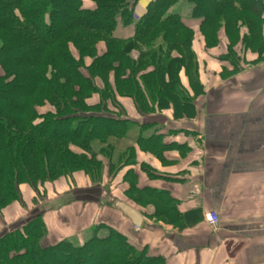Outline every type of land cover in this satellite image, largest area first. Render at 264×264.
I'll list each match as a JSON object with an SVG mask.
<instances>
[{
	"label": "trees",
	"instance_id": "1",
	"mask_svg": "<svg viewBox=\"0 0 264 264\" xmlns=\"http://www.w3.org/2000/svg\"><path fill=\"white\" fill-rule=\"evenodd\" d=\"M84 1L0 0V212L20 200V185L34 188L75 172L96 182L104 170L116 173L133 165L135 149L145 151V140L118 100L132 101L140 116L170 105L175 116L186 115L193 99L179 74L192 57L196 81L193 37H184L192 27L208 48L218 45L223 32L226 61L233 68L241 61L239 48L264 52V0H154L137 21L133 8L138 0H88L91 7ZM179 2L191 5L188 19L172 12ZM118 22L133 26L132 38L113 36ZM158 38L166 43L165 53L152 50L149 41ZM99 42L105 44L101 56L96 54ZM136 44L146 50H136L132 60L128 54ZM186 44L188 50H182ZM95 78L103 82L102 89ZM132 131L135 147L116 155L115 145ZM125 152L130 158L121 164ZM130 186L129 203L144 207L154 202L150 216L161 217L160 204L172 202L154 190ZM45 234L40 215L4 232L0 264H163L105 226L96 227L80 246L65 240L42 246Z\"/></svg>",
	"mask_w": 264,
	"mask_h": 264
},
{
	"label": "crops",
	"instance_id": "2",
	"mask_svg": "<svg viewBox=\"0 0 264 264\" xmlns=\"http://www.w3.org/2000/svg\"><path fill=\"white\" fill-rule=\"evenodd\" d=\"M150 2L137 1L134 21L144 16ZM84 6L91 7L88 2ZM132 35L133 26L119 22L113 32L120 40ZM227 45L223 32L212 48L206 47L202 35L194 36L196 81L184 71L179 74L193 99L186 115L175 116L170 105L140 116L132 101L118 100L126 117L142 129L145 151L136 148L134 164L112 177L110 186L115 188L111 196L105 195L110 208L83 200L57 210L41 207L48 202L46 196L88 184L84 175L62 178L41 189L43 203L33 187L23 184L18 188L20 200L0 214V235L39 213L46 226L42 246L72 239H80L81 245L96 227L105 226L163 264H264V52L239 48L243 62L233 68L226 61ZM104 50L99 44L98 54ZM95 84L102 89L96 80ZM128 135L123 140L135 147L134 131ZM106 175L104 170V179ZM130 184L171 199L159 206L164 219L149 215L154 211L152 201H145L144 207L128 202ZM104 193L101 190V197ZM94 194L100 196V191ZM127 210H132L134 221L126 216ZM209 212L217 215L216 228L207 223Z\"/></svg>",
	"mask_w": 264,
	"mask_h": 264
},
{
	"label": "rangeland",
	"instance_id": "3",
	"mask_svg": "<svg viewBox=\"0 0 264 264\" xmlns=\"http://www.w3.org/2000/svg\"><path fill=\"white\" fill-rule=\"evenodd\" d=\"M152 1H154V0H151V2ZM84 2H88V5H91L92 4V2L91 1H88V0H85ZM150 2V3H151ZM172 12L174 13V14H177V15H179L181 18H185V19H188V17H189V15H190V12H191V5L189 4V3H186V2H179L173 9H172ZM118 24V23H117ZM201 35V33H200V31H199V29L195 26V27H192L191 28V33L188 35V34H184V37L185 38H191V37H193L194 38V36L195 35ZM175 35H177V34H175ZM185 35H188V37L187 36H185ZM132 38V37H131ZM128 39H130V38H128ZM122 40H125V39H122ZM146 41H147V39H145ZM177 41L178 42V40H179V38L178 37H176V38H174L173 39V41ZM149 42H151L152 43V47H153V49L152 50H155L157 53H165L166 51H167V46H166V43H162V40L161 39H157L156 41H154V42H152V40H150ZM99 44H103L104 45V49H105V44L103 43V42H99L97 45H96V54L98 55V56H101V55H99L98 54V51H97V47H98V45ZM134 45H135V43H134ZM136 50H139L140 52L142 51H145L146 50V47L144 46V44L143 45H141V44H136V46L133 48V50H131V52L128 54V56H129V58L130 59H132V60H136L137 59V57H136V59H134L133 58V54L136 52V54H137V56H138V52L136 51ZM182 50H188V44H186V45H184L183 46V49ZM104 52H105V50H104ZM103 52V53H104ZM237 54V53H236ZM191 61H193V59H192V57H190V59L189 60H186V62H185V64H186V72L187 71H189L190 70V73L189 72H187L188 74H189V78L190 79H192V78H194L193 76H192V74H193V62L192 63H190ZM242 62H243V59H241V61H240V63H238L239 64V67L241 66V64H242ZM261 62H264V60H262ZM83 63H84V65L85 66H88V65H90V59L89 58H84L83 59ZM189 63H190V65H189ZM249 64H251V63H249ZM256 64V63H255ZM255 64H252V65H255ZM248 66V65H247ZM242 68H244L243 66H242ZM0 74H1V72H0ZM180 78V77H179ZM95 80H96V83L98 84V85H103V82L99 79V78H95ZM94 80V81H95ZM194 80V79H193ZM192 83H193V81H192ZM96 85V84H95ZM182 86L184 87V85L182 84ZM185 88V87H184ZM188 92V91H187ZM188 94V93H187ZM45 107L46 106H48V105H44ZM43 106V107H44ZM49 107V106H48ZM47 109H49V108H47ZM47 109H42V111H45V110H47ZM50 110H52L51 109V107H50ZM52 111H54V109L52 110ZM128 137H130V135H128ZM127 142V140H119L118 142H117V144L115 145V153H116V155H117V153H119V151H121V149H125V148H130V146H128V145H126V142ZM71 149L74 151V152H80L77 148H75V147H71ZM129 152H125V154L121 157V164H124L125 162H126V160L128 159V158H130L129 157ZM113 159H115V158H113ZM112 159V160H113ZM116 160V159H115ZM132 160H133V158H132ZM131 160V161H132ZM118 166V165H117ZM114 167V166H113ZM116 167V166H115ZM114 167V168H115ZM106 172H107V175H106V177H107V179H104V173L102 174V177H101V179H100V177L96 180V182H92V181H90L89 179H88V177H86L83 173H77V172H75V173H72V174H68V175H64V176H60V177H58V178H56V179H51L50 181L49 180H46V181H43V182H38L36 185H35V187H34V189L36 190V194H37V196H38V200H39V202H41V203H43V198L44 199H48V202L45 204H42L41 205V207L42 208H44V209H48V208H53V209H58V208H61V207H64V206H67L68 204H71V203H73V202H80V201H86V202H97V203H99V204H103V205H105V206H107V207H109L110 208V206H111V202L109 201V196H111L110 195V193H111V189L112 188H115V186L114 187H111L110 186V181H111V179H112V177H114L115 176V172L113 171V169L111 170V172H110V170L109 171H107V170H105ZM77 174H80V175H84V177L85 178H87L88 179V184H86L85 186H82V187H79L80 185H75V188H74V190H72L71 188L69 189V191L68 192H66L65 194H63V195H59V194H56L54 197H47L46 196V198L44 197V196H42L41 195V193H42V191H41V189H43V188H48L49 186L48 185H50L51 183H54V182H56V181H58V180H60V179H62V178H65V179H70V178H73V176H75V175H77ZM72 186V185H71ZM97 190H99L100 191V196H97L96 194H94V195H92V192H97ZM101 190H103L105 193H104V195H103V197H101ZM45 191V190H44ZM109 195L108 197L107 196H105V195ZM41 197H43L42 199H41ZM107 197V198H106ZM126 197V196H125ZM106 200H108V201H106ZM46 202V201H45ZM43 210V209H42ZM2 212V211H1ZM1 212H0V214H1ZM37 215H39V213H36ZM35 214V215H36ZM36 215V216H37ZM35 217V216H34ZM11 229H14V227H12ZM90 232H91V230H90ZM90 232L88 233H86L87 235L86 236H88V234H90ZM65 241H68V240H65ZM71 242H73V244L75 243V245L76 246H80L79 244H80V242H81V240L80 239H72V240H70ZM42 242V241H41ZM40 242V243H41ZM42 245V244H41ZM82 245V244H81ZM44 246V245H43Z\"/></svg>",
	"mask_w": 264,
	"mask_h": 264
},
{
	"label": "built area",
	"instance_id": "4",
	"mask_svg": "<svg viewBox=\"0 0 264 264\" xmlns=\"http://www.w3.org/2000/svg\"><path fill=\"white\" fill-rule=\"evenodd\" d=\"M207 223L212 228H216L218 224V218L217 215L213 212L207 213Z\"/></svg>",
	"mask_w": 264,
	"mask_h": 264
},
{
	"label": "water",
	"instance_id": "5",
	"mask_svg": "<svg viewBox=\"0 0 264 264\" xmlns=\"http://www.w3.org/2000/svg\"><path fill=\"white\" fill-rule=\"evenodd\" d=\"M131 213H132V210H127L126 216H128L131 220H133V217L130 215ZM135 225H137V224L135 223Z\"/></svg>",
	"mask_w": 264,
	"mask_h": 264
}]
</instances>
